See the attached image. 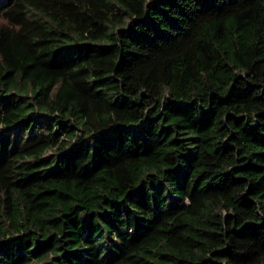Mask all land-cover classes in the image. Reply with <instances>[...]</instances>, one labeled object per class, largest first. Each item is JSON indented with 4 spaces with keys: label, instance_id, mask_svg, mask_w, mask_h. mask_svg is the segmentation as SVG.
Wrapping results in <instances>:
<instances>
[{
    "label": "trees",
    "instance_id": "1",
    "mask_svg": "<svg viewBox=\"0 0 264 264\" xmlns=\"http://www.w3.org/2000/svg\"><path fill=\"white\" fill-rule=\"evenodd\" d=\"M0 264H264V0H0Z\"/></svg>",
    "mask_w": 264,
    "mask_h": 264
}]
</instances>
